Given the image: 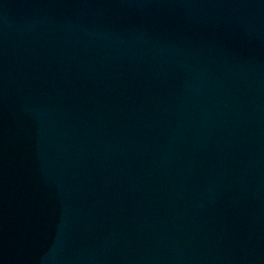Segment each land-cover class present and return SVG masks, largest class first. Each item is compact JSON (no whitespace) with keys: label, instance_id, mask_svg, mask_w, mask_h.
<instances>
[{"label":"water","instance_id":"1","mask_svg":"<svg viewBox=\"0 0 264 264\" xmlns=\"http://www.w3.org/2000/svg\"><path fill=\"white\" fill-rule=\"evenodd\" d=\"M0 264H264V0H0Z\"/></svg>","mask_w":264,"mask_h":264}]
</instances>
